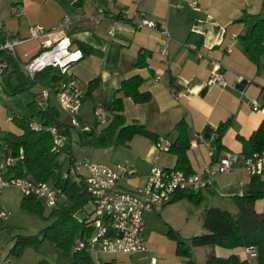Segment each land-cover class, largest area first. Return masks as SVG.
<instances>
[{
  "label": "crops",
  "instance_id": "crops-1",
  "mask_svg": "<svg viewBox=\"0 0 264 264\" xmlns=\"http://www.w3.org/2000/svg\"><path fill=\"white\" fill-rule=\"evenodd\" d=\"M191 1L16 0L15 4L20 5L17 15L25 17V26L12 29L3 23L0 29L2 37L8 41L26 38L31 27L58 29L64 17L72 20V25L64 34L70 38L74 48L81 50L80 45H83L88 52H82L83 58L71 67L70 74L79 81L84 95H87L92 83L97 85L92 94L87 95L77 117L81 130L91 129L85 117L87 110L94 117L95 109H101L105 115L104 120L95 117L99 124L105 121L104 126L96 132L104 129L114 116L113 102L121 83L133 76L142 78L140 91L149 92L151 100L136 105L131 99L123 98L126 125L137 123L154 134L157 140L163 138L173 144L177 138L175 127L183 121L187 127V157L191 172L201 173L206 167L216 169L222 159L229 162L227 173H218L212 178V188L186 192L187 195L198 194L201 199L199 205L182 198L155 210H162V214L166 215L168 208L177 207L178 215L181 213L186 221L197 214L203 223L206 211L211 208L236 215L238 207L235 199L248 194L252 177L244 170L245 155L241 140H249L264 125V114L254 111L250 102L254 100L260 105L264 104V56L260 57L258 68L244 52L238 37L246 30L247 25L242 22L245 16L264 17V0H198L200 12L189 8ZM99 9L103 10L104 17L95 21L91 17ZM125 10L129 13L128 22L121 21L119 17ZM78 14L83 18L79 20ZM142 19L168 31L171 40L166 58L161 55L162 39L156 32L135 28V24ZM111 29L112 36L108 34ZM56 39L57 36L52 40ZM187 44L195 46L204 59L198 60L196 53L185 48ZM25 46L29 47L24 49ZM19 47L21 49L15 51L14 57L17 67L10 66L13 73L6 75L1 82L7 94L10 92L9 85L17 87L28 78L23 66L38 55L40 42L30 40ZM139 60L142 61L141 66L137 65ZM214 63L221 65V73L226 82L224 87L208 84ZM35 87L41 88V91L33 94L34 101H37L45 88L39 85ZM47 103L50 107L59 108L54 96H50ZM13 115L17 114L11 115L8 119L10 122ZM29 119L43 125L40 119L36 121L33 116ZM12 123L18 131L8 133L20 135L22 130ZM222 125L225 130L218 148L215 140ZM76 142L79 144V137ZM155 142L135 136L127 145L138 156L132 161L136 175L120 179L119 190L136 192L142 189L153 166L167 170L175 168L176 157L171 152H157ZM92 150L94 153L91 156L94 158L105 155V149ZM6 157L8 152L4 142L0 161ZM73 166L69 165L68 169H73ZM9 175L6 171L4 178ZM259 181L264 182L260 178ZM254 211L264 214V198L254 203ZM165 217L171 219L169 215ZM204 250H209V254L216 257L234 255L241 261L258 264L243 248L228 250L206 247ZM103 257H96L94 263L117 264V256H110L109 260ZM158 264L170 263L162 260Z\"/></svg>",
  "mask_w": 264,
  "mask_h": 264
},
{
  "label": "trees",
  "instance_id": "trees-1",
  "mask_svg": "<svg viewBox=\"0 0 264 264\" xmlns=\"http://www.w3.org/2000/svg\"><path fill=\"white\" fill-rule=\"evenodd\" d=\"M242 22L247 27L245 32L238 37V42L248 58L259 68V59L264 56V17L248 15L244 17ZM6 41L2 37L0 29V45ZM80 49L84 54H87L88 50L85 46L80 45ZM0 59V62H4L7 65L1 76V83L6 75L13 73L10 70V66L15 68L18 63L14 57L4 51H0ZM137 65L141 66L142 61L139 60ZM65 79V76L58 69L47 68L36 74L33 79L27 78L23 81L24 84L17 87L9 85L10 92L8 94L14 95L35 85L55 90ZM142 84L143 80L139 76L124 80L115 93L113 118L99 133L94 129L77 130L79 144L91 149H106L113 144L127 146L135 136L157 141L155 135L147 131L143 126L137 123L126 125L123 115V98L131 99L136 105L146 104L151 100L149 92L140 91ZM96 86L93 83L89 86L88 96L92 94ZM87 95H85L84 100ZM117 95H121V97H117ZM36 102L34 101L33 104L35 105ZM37 116L44 126H55L65 137L70 136L71 129L59 121V113L55 107L47 105L46 108H41L37 112ZM11 120L22 130V133L20 135L6 133L3 137L8 157L15 159V163L7 169L8 173L15 177L28 178L34 182L48 183L65 196V201L52 209L54 220L49 227L41 232L40 237L52 241L55 247L68 258V264H95L90 254L73 253L72 251L74 240L82 236L86 229V219L79 221L75 215L84 211L85 207L90 203V197L86 192L83 178L79 177L77 173H71L70 169L64 172L62 165L58 161L61 154H66L70 156L69 165L74 164V159L71 157L70 144L66 142L59 153H54L52 152L53 143L50 135L44 131L35 132L31 130L29 128L31 119L13 115ZM186 128V124L183 121L176 125L177 138L171 144L170 152L176 157L175 168L172 170L190 174L193 172L190 170L187 157L189 140ZM224 130V125L218 129L215 140L218 148ZM241 142L245 158L250 157L254 153L264 151V125H261L249 140L242 139ZM20 151L22 152V159H20ZM182 198H187L194 205H199L201 202L198 194L187 195L186 192L176 194L172 202ZM261 198H264V182L259 181L258 177H252L248 194L235 199L238 213L232 215L228 211L219 208L207 210L202 223L205 233L192 237L189 246L170 230L169 235L175 238L178 253L187 259V264H195L191 259V249L193 248L218 247L228 250L252 248L256 252L258 264H264V214H258L254 211V203ZM21 206L31 212L40 213L42 204L34 197H23ZM39 242L40 240L37 236L19 237L16 239L15 246L11 249V252H18L25 245L36 246ZM205 264L249 263L248 261H241L234 255L227 258L211 255L208 256Z\"/></svg>",
  "mask_w": 264,
  "mask_h": 264
},
{
  "label": "built area",
  "instance_id": "built-area-1",
  "mask_svg": "<svg viewBox=\"0 0 264 264\" xmlns=\"http://www.w3.org/2000/svg\"><path fill=\"white\" fill-rule=\"evenodd\" d=\"M188 6L195 12L201 11L198 0H192ZM103 17L104 12L99 9L97 14L91 18L99 21ZM119 17L121 21L128 22V11H122ZM78 18L80 20L83 16L78 14ZM71 25L72 20L64 17L63 24L58 29L46 30L39 26L31 27L26 38L6 41L0 45V51L15 57V48L18 45L30 40L39 41V53L24 66V71L29 79H33L36 74L47 68L58 69L65 76L66 79L55 90L51 88L43 90L38 101H47L50 96H54L59 108L70 118L71 125L78 127L77 117L85 95L80 88L79 81L70 74V69L83 58V53L74 48L70 38L64 34ZM135 28L156 32L162 39L161 55L167 57L171 38L166 29H160L155 23L146 19L136 23ZM108 34L112 36L113 30L111 29ZM55 36L57 39L53 41ZM185 48L196 53L198 60L204 59L195 46L187 44ZM6 67V63L0 62V79ZM208 84L226 86L220 64H213ZM250 102L254 111L264 114V104L260 105L254 100ZM94 116L104 120L101 109H95ZM29 128L35 132H47L51 137L52 152L54 153H59L66 143V137L55 126H44L32 120L29 122ZM155 149L159 153H169L171 143L167 139H158L155 142ZM19 155L22 159L21 151ZM14 163L15 159L12 157H6L4 162L0 161V195L5 188L13 186L19 189L24 197H34L50 208L57 207L65 201V196L48 183H38L28 178L12 175L4 178L7 169ZM81 167L84 170L81 176L93 210L90 214L91 219L86 218V229L82 236L74 240L73 253H87L95 257L118 255L130 257L148 251L143 240L145 213L170 204L176 194L180 192H199L206 188H212V178L218 173H227L229 162L222 159L216 169L206 167L201 173L190 174L153 166L146 177L144 187L136 192L118 189L120 179L134 177L135 170L127 169L125 166L116 170L100 163L79 164L74 162L73 169L70 171L80 175ZM244 170L250 177L264 180V151L245 158ZM4 218H6V213L0 212V220ZM246 252L251 258L256 259V252L252 248L246 249ZM149 264H157V261L151 259Z\"/></svg>",
  "mask_w": 264,
  "mask_h": 264
},
{
  "label": "rangeland",
  "instance_id": "rangeland-1",
  "mask_svg": "<svg viewBox=\"0 0 264 264\" xmlns=\"http://www.w3.org/2000/svg\"><path fill=\"white\" fill-rule=\"evenodd\" d=\"M15 1L0 0V25L4 23L12 29L25 26L26 19L17 15L20 5H16ZM14 10L15 13H12ZM21 47H16L15 51L19 52ZM28 47L25 46L23 48L27 49ZM2 86L0 83V155L4 150L3 137L5 133L18 131L17 127L8 120L11 115L15 113L26 118L33 116L38 121L37 112L48 105L47 101L40 102L38 99L35 105L33 104V94L39 92V90L41 91L39 87L31 86L22 92L9 95L2 89ZM56 109L59 113V121L71 129V134L66 137V142L70 144L71 157L75 163L85 164L96 161L104 162L114 169L119 166H125L127 169L134 170L132 161L138 157L136 151L127 146L113 144L110 149L103 151L105 155L102 158L92 157L94 150L82 147L76 142L78 138L77 130L81 129L73 127L70 118L61 109ZM85 118L92 130H100L104 126L105 121L103 124H99L91 111L87 110ZM69 158L70 156L66 154L59 156L58 161L62 165L64 172L68 169ZM1 160L2 162L5 161L4 158ZM80 169V173L83 174V168L81 167ZM78 176L82 177L81 174H78ZM122 183L123 180L120 184L122 185ZM23 197L19 189L13 186L5 188L0 195V212L6 213V218L0 220V264H68V258L55 247L52 241L40 237L41 232L49 227L54 220L52 217L53 208L41 203L40 213L31 212L21 206ZM92 210L93 206L89 203L84 211L75 215L76 219L83 221L88 218L90 220ZM161 211L147 212L143 217L145 225L143 240L148 252L143 253L144 255L140 257H137V255L132 257L117 256V264H149L151 259H155L157 264L162 260L170 264H187V260L178 253L176 240L169 235V231L172 229L176 237L189 246L192 237L205 233L202 228V218H198V215L195 214L193 218L186 221L181 213L180 216L178 215L177 207L168 208L166 215L162 214ZM167 215L170 216V220L165 217ZM35 236L40 240L36 246L25 245L18 252H11V249L15 246L16 239L19 237ZM204 249H192L191 259L195 264H205L210 252ZM92 258L96 260L95 256H92ZM103 259L109 260L110 256H104Z\"/></svg>",
  "mask_w": 264,
  "mask_h": 264
}]
</instances>
